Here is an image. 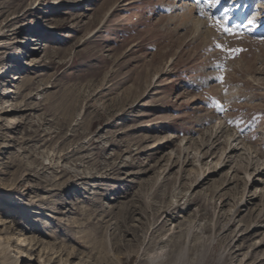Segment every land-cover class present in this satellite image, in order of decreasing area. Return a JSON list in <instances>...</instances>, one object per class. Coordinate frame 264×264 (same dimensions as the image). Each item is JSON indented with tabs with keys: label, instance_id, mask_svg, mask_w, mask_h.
<instances>
[{
	"label": "rangeland",
	"instance_id": "obj_1",
	"mask_svg": "<svg viewBox=\"0 0 264 264\" xmlns=\"http://www.w3.org/2000/svg\"><path fill=\"white\" fill-rule=\"evenodd\" d=\"M240 4L0 0V264H264V0ZM219 126L246 151L197 185Z\"/></svg>",
	"mask_w": 264,
	"mask_h": 264
},
{
	"label": "bare ground",
	"instance_id": "obj_2",
	"mask_svg": "<svg viewBox=\"0 0 264 264\" xmlns=\"http://www.w3.org/2000/svg\"><path fill=\"white\" fill-rule=\"evenodd\" d=\"M232 3H233L234 7L235 6H239V5L242 6L240 4V0H232ZM241 3L243 4L244 2L242 1ZM247 4L248 3H246V6H247ZM252 8L253 7L251 6V8L249 10L251 11ZM21 78L22 77H19V78H17V80H19ZM6 96L7 95L3 94V97H6ZM10 111H11V109H10ZM223 135H225V137H226L225 141H221V138L223 137ZM210 137H212V139L214 140L213 141V145L209 144L207 147L205 146L206 148H208L206 151H209V148H210V150L212 152H214V150L217 151L219 149L220 145H224L225 146V151L223 153H226V154L225 155L222 154V156L224 155V157L222 158V156H221L220 159H219V160H221V158H222L221 163L219 161V164L216 165L214 169H210L209 171L206 172V174H204L203 176L199 177L200 179H199L197 185L201 184L202 182L207 181L210 176L219 175L221 170H223L227 165L232 164L233 166H231V169L233 170V172H236L237 171V165H234V164L236 163L237 159L240 158L246 151V148L244 146H241V143L238 141V138H236L233 135H231L229 130H227L225 128H222L220 126L218 128H216V130L214 131V133ZM262 173H264V165L263 164H260V165L252 164V165H250V162H248L247 163V170L245 172V177H246L245 180L247 181L248 184H251V185H253V184H256V185L264 184L261 181V178L263 177ZM252 199L253 200L258 199V195L253 194L252 195ZM247 205H248L247 201L245 199H242L240 201V203H239V206H237V207L240 208V207H244V206H247ZM239 208H236V210H235V212H234V214H233V216L231 218L232 220H230L232 223L235 220V219H233L234 216H236V214L238 212H240ZM172 215L174 216V214H172ZM176 217L174 216L173 218L175 219ZM168 221H170V220H168ZM170 235L167 236V238H163L161 240V242H159L157 244V250H158L157 256H158V258H159V255L164 251L165 247H167L166 245H168L170 242L173 243L172 244L173 246L176 245L177 241H175V240L173 241L174 237L172 235L171 236ZM243 235H245V236L242 237ZM255 235H256V232H254V231L251 232V233L247 232V233L242 234L241 238L242 239H250L252 236H255ZM20 259L27 260L25 256L20 257ZM155 260H156L155 256H154V258L153 257L152 258H148V264H154Z\"/></svg>",
	"mask_w": 264,
	"mask_h": 264
},
{
	"label": "snow or ice",
	"instance_id": "obj_3",
	"mask_svg": "<svg viewBox=\"0 0 264 264\" xmlns=\"http://www.w3.org/2000/svg\"><path fill=\"white\" fill-rule=\"evenodd\" d=\"M220 2H221V0H209V3L210 4H220ZM196 3L197 4H200L201 3V0H196ZM201 14H203V11L202 10H201ZM254 22H255L254 20H249L248 21L249 24H252ZM217 24H219V21H217ZM223 30L225 32H228V33H231L232 32V29L231 28H227V27H225ZM232 51L238 53V52L243 51V50L242 49H233ZM216 79H219V80L222 81L223 80V77H217ZM214 103H215V107H216L217 111H221L222 112L224 110L223 107H222V105L220 104V102L218 100L215 101Z\"/></svg>",
	"mask_w": 264,
	"mask_h": 264
}]
</instances>
